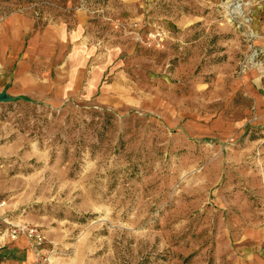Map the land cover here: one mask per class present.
I'll list each match as a JSON object with an SVG mask.
<instances>
[{
    "label": "rangeland",
    "instance_id": "obj_1",
    "mask_svg": "<svg viewBox=\"0 0 264 264\" xmlns=\"http://www.w3.org/2000/svg\"><path fill=\"white\" fill-rule=\"evenodd\" d=\"M80 2L123 64L105 95L0 102L11 215L57 264H264V0Z\"/></svg>",
    "mask_w": 264,
    "mask_h": 264
},
{
    "label": "crops",
    "instance_id": "obj_2",
    "mask_svg": "<svg viewBox=\"0 0 264 264\" xmlns=\"http://www.w3.org/2000/svg\"><path fill=\"white\" fill-rule=\"evenodd\" d=\"M86 5L88 10L78 9L68 0L64 12L45 6L28 13L19 0L0 2V91L10 100L29 98L58 107L70 98L108 93L124 49L98 35L93 20L98 8ZM10 212L7 205L1 209L0 228L30 223ZM38 249L54 246L47 239ZM36 251L27 237L1 238L0 264H31Z\"/></svg>",
    "mask_w": 264,
    "mask_h": 264
},
{
    "label": "built area",
    "instance_id": "obj_3",
    "mask_svg": "<svg viewBox=\"0 0 264 264\" xmlns=\"http://www.w3.org/2000/svg\"><path fill=\"white\" fill-rule=\"evenodd\" d=\"M43 4L48 6H53L60 10L64 9L50 0L43 1ZM76 8L87 9V5L84 2H80V4L76 6ZM5 206H6V201L0 200V211ZM20 236L29 238L32 241L33 245L37 247V251L35 252L31 264H56L54 257V253H55L54 249H51L46 252H43L42 250L38 249L40 245L44 244L47 241L45 231L43 228L39 227L38 225L27 223L25 221H21L16 224H10L5 228H0V239L6 237L11 240H14Z\"/></svg>",
    "mask_w": 264,
    "mask_h": 264
},
{
    "label": "water",
    "instance_id": "obj_4",
    "mask_svg": "<svg viewBox=\"0 0 264 264\" xmlns=\"http://www.w3.org/2000/svg\"><path fill=\"white\" fill-rule=\"evenodd\" d=\"M10 97L6 94L5 90L0 91V102L9 101Z\"/></svg>",
    "mask_w": 264,
    "mask_h": 264
}]
</instances>
